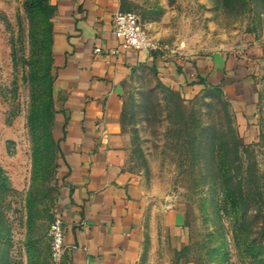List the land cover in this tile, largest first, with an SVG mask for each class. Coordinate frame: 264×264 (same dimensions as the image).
<instances>
[{
	"label": "rangeland",
	"instance_id": "rangeland-1",
	"mask_svg": "<svg viewBox=\"0 0 264 264\" xmlns=\"http://www.w3.org/2000/svg\"><path fill=\"white\" fill-rule=\"evenodd\" d=\"M35 1L0 0V264H56V5ZM118 5L139 16L156 59L207 61L188 86L144 61L122 81L125 166L151 204L146 253L160 264H264V0ZM178 208L184 242L166 225Z\"/></svg>",
	"mask_w": 264,
	"mask_h": 264
},
{
	"label": "crops",
	"instance_id": "crops-1",
	"mask_svg": "<svg viewBox=\"0 0 264 264\" xmlns=\"http://www.w3.org/2000/svg\"><path fill=\"white\" fill-rule=\"evenodd\" d=\"M54 4V135L62 186L58 214L66 244L75 246L70 264H160L146 253L153 222L150 201L125 166L122 81L144 61L156 62L167 79L188 86L187 80L206 78L207 61L156 59L151 51L124 46L114 33L118 0ZM185 223L183 210L167 211L166 225L183 242ZM162 264L172 263L166 259Z\"/></svg>",
	"mask_w": 264,
	"mask_h": 264
},
{
	"label": "built area",
	"instance_id": "built-area-1",
	"mask_svg": "<svg viewBox=\"0 0 264 264\" xmlns=\"http://www.w3.org/2000/svg\"><path fill=\"white\" fill-rule=\"evenodd\" d=\"M114 33L124 46L136 50L156 51L159 48L148 34L139 16L133 12H116L113 18ZM100 51V49H98ZM52 258L56 264H70V251L75 246L65 242L63 218L58 214L51 225Z\"/></svg>",
	"mask_w": 264,
	"mask_h": 264
},
{
	"label": "trees",
	"instance_id": "trees-1",
	"mask_svg": "<svg viewBox=\"0 0 264 264\" xmlns=\"http://www.w3.org/2000/svg\"><path fill=\"white\" fill-rule=\"evenodd\" d=\"M35 3H37V5H38L39 1L37 0V2L35 1L33 4H35ZM200 83H202V82H200ZM228 197H230L233 206L237 205V204H236V198L233 197V194L229 193V194H228Z\"/></svg>",
	"mask_w": 264,
	"mask_h": 264
}]
</instances>
